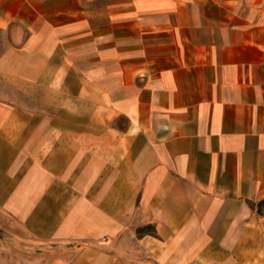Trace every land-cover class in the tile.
Here are the masks:
<instances>
[{
  "label": "crops",
  "instance_id": "0c3cea01",
  "mask_svg": "<svg viewBox=\"0 0 264 264\" xmlns=\"http://www.w3.org/2000/svg\"><path fill=\"white\" fill-rule=\"evenodd\" d=\"M262 199L264 0H0V264H264Z\"/></svg>",
  "mask_w": 264,
  "mask_h": 264
},
{
  "label": "rangeland",
  "instance_id": "374dc122",
  "mask_svg": "<svg viewBox=\"0 0 264 264\" xmlns=\"http://www.w3.org/2000/svg\"><path fill=\"white\" fill-rule=\"evenodd\" d=\"M65 117L68 118V119H72V117H73L72 111L71 110H66ZM251 207L254 209V211L256 210L257 213H259L261 215H264V203H262V204L252 203ZM3 220H4V218L2 217V224H1L2 228L0 230V239H1L2 247L5 248V251H4L5 254H8V250L7 249L9 247V242L11 241V240H9L8 229H7V228H9V225L6 222V220H5V223H4ZM145 230H148V229L146 228Z\"/></svg>",
  "mask_w": 264,
  "mask_h": 264
},
{
  "label": "trees",
  "instance_id": "16d2710c",
  "mask_svg": "<svg viewBox=\"0 0 264 264\" xmlns=\"http://www.w3.org/2000/svg\"><path fill=\"white\" fill-rule=\"evenodd\" d=\"M262 203H264V199H262V200L256 202L255 204H262ZM251 206H252V204H251ZM255 212H256V210H255ZM256 213H257V212H256ZM257 214H259V213H257ZM259 215H261V214H259ZM261 216L264 217V215H261Z\"/></svg>",
  "mask_w": 264,
  "mask_h": 264
}]
</instances>
